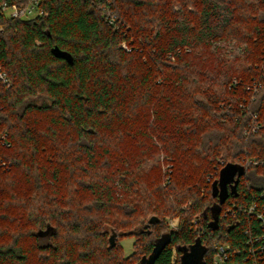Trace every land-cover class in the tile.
Masks as SVG:
<instances>
[{"label":"trees","instance_id":"trees-1","mask_svg":"<svg viewBox=\"0 0 264 264\" xmlns=\"http://www.w3.org/2000/svg\"><path fill=\"white\" fill-rule=\"evenodd\" d=\"M45 9L1 20L10 86L0 84V120L12 145L0 174V264H93L105 241L111 254L130 236L147 240L140 264L165 234L156 264H180L197 238L213 264V243L237 231L223 210L264 193V0H48ZM229 47L240 55L229 59ZM228 163L246 173L214 231L211 186ZM81 189L92 202H79ZM99 213L141 221L125 230ZM168 214L180 228L161 232ZM152 215L161 222L109 249L107 227L129 232Z\"/></svg>","mask_w":264,"mask_h":264},{"label":"built area","instance_id":"built-area-1","mask_svg":"<svg viewBox=\"0 0 264 264\" xmlns=\"http://www.w3.org/2000/svg\"><path fill=\"white\" fill-rule=\"evenodd\" d=\"M47 2L48 0H0V35L3 33L2 19L32 21L45 17ZM114 22L113 16L110 23ZM123 47L127 49L125 45ZM0 84L10 86L6 72L1 68ZM238 85V81L233 83V87ZM248 90L255 91L256 87L250 86ZM262 126L255 117L253 131L256 132ZM11 145L9 135L2 129L0 120V174L11 168V162L3 156V149L10 148ZM251 163L256 164L257 161L248 162ZM219 173L220 170L218 175ZM222 218L231 220L230 225H236L237 231L233 236L235 241L231 242L227 234L224 241L213 243V264H264V193L252 195L251 199L245 194L243 200L234 201L223 210Z\"/></svg>","mask_w":264,"mask_h":264},{"label":"water","instance_id":"water-1","mask_svg":"<svg viewBox=\"0 0 264 264\" xmlns=\"http://www.w3.org/2000/svg\"><path fill=\"white\" fill-rule=\"evenodd\" d=\"M55 54L60 55L58 48L55 49ZM245 173V166L236 163H228L220 170L219 177L212 183V196L218 199V204L211 208L213 215V220L209 223V228L211 230H218L221 206L229 199L231 195H238L237 189L240 178L244 176ZM160 222L161 219L158 216L152 215L148 218V223L146 225H140L129 232L117 233L114 228L107 227L106 229L109 233V249H113L116 246L117 240L120 236L141 235L147 228H149L150 225L158 224ZM50 231L51 229L41 233L40 235L44 236L50 233ZM146 232L150 233L149 230ZM170 243L171 235H163L155 242L152 253L149 256L143 257L140 264H156L157 259ZM180 250L183 253L180 264H205V254L207 252V248L203 246L200 238H197L193 245L181 247Z\"/></svg>","mask_w":264,"mask_h":264},{"label":"rangeland","instance_id":"rangeland-1","mask_svg":"<svg viewBox=\"0 0 264 264\" xmlns=\"http://www.w3.org/2000/svg\"><path fill=\"white\" fill-rule=\"evenodd\" d=\"M199 51H202V53H207V55L208 54L212 55V53H214L212 49L208 50V52L205 49H200ZM227 52H230L228 53L229 54L228 58L231 60H233L235 55L237 54L238 56L240 55V51L238 49H233L232 47H229ZM233 64H236V65L241 64V61L235 62ZM161 156L163 159V154H161ZM163 163L164 165L162 166V169H163V172L166 173V176L164 179L165 181L164 180L163 181H164V187H167L171 183L173 164L171 163V160L168 163L166 162H163ZM86 193L88 192H84L82 189L80 190V193L78 196L79 202H82V200L84 204L88 202H92L93 196L91 194H86ZM84 196L85 198L83 199ZM188 206L189 205L187 203L185 204L184 208H187ZM97 218L115 219L117 221L116 223L119 225L118 227L120 228L125 227L126 228L125 230L134 228V226L138 225L141 221V217L139 216H132V217L126 218L123 215L116 214V213L113 216L112 215L108 216L106 214L99 213ZM163 220H164V223L162 224L161 232L170 231V230H178L180 228L179 227L180 218L178 217L174 218L173 215L168 214V215H164ZM194 228H197V229L199 228V224L196 220H195ZM146 241H147L146 239L144 241L142 240L139 241L137 237L135 236L123 237L118 241L119 243L117 246V251L111 254L106 252L107 242L105 241L104 249L103 248L99 249V252L97 254V259L93 264H132L136 262L142 256L143 248L145 247ZM43 243H47V241L44 240Z\"/></svg>","mask_w":264,"mask_h":264}]
</instances>
